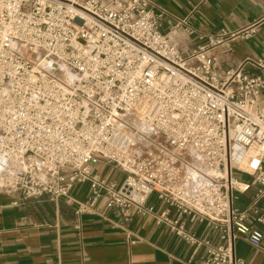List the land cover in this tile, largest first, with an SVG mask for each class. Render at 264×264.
Instances as JSON below:
<instances>
[{"label":"built area","instance_id":"obj_1","mask_svg":"<svg viewBox=\"0 0 264 264\" xmlns=\"http://www.w3.org/2000/svg\"><path fill=\"white\" fill-rule=\"evenodd\" d=\"M162 15L156 0H0V190L13 204L64 199L79 214L100 201L133 208L204 264H245L236 239L264 242V56L248 73L218 67L203 46L183 54ZM183 26L193 33L183 19L171 33ZM129 113L172 149L136 142Z\"/></svg>","mask_w":264,"mask_h":264},{"label":"crops","instance_id":"obj_2","mask_svg":"<svg viewBox=\"0 0 264 264\" xmlns=\"http://www.w3.org/2000/svg\"><path fill=\"white\" fill-rule=\"evenodd\" d=\"M156 9L163 14L162 31L172 35L183 54L203 46L220 68L243 65L245 72H257L247 62L264 56V0H156ZM182 19L193 33L183 26L172 34L171 25ZM102 163L107 178H122L117 170L120 177L111 176L114 168ZM70 194L84 201L88 188L76 184ZM250 194L240 196L235 205L244 207ZM13 200L0 190V264H204L202 252L193 256L163 226L133 208L107 210L100 201L92 211L79 214L64 199ZM149 201L162 208L153 197ZM259 228L264 232V225ZM188 229L219 242L203 224ZM235 253L245 264H264V242L253 247L237 238Z\"/></svg>","mask_w":264,"mask_h":264},{"label":"rangeland","instance_id":"obj_3","mask_svg":"<svg viewBox=\"0 0 264 264\" xmlns=\"http://www.w3.org/2000/svg\"><path fill=\"white\" fill-rule=\"evenodd\" d=\"M68 73H69L68 70H66L64 68L61 69V72H60L61 75H65L67 77ZM129 126H130V128L138 130V136L136 138V142H138L139 144L148 141V142H153V143H160L161 145H166V147L168 149H172V146L167 141H165L160 135L155 133L148 125L143 124V123L138 124L135 120L134 121L131 120V124H129ZM140 127H142V128L140 129ZM137 139H138V141H137ZM184 156L187 159L192 160V157L187 152L184 153ZM99 164H100V166L98 167V171H101L102 173H104V170L102 169L103 168L102 167V164H103L102 161H100ZM111 170H112V171H110L111 176L115 175L116 177L117 176L120 177V174L116 171V169H111Z\"/></svg>","mask_w":264,"mask_h":264},{"label":"bare ground","instance_id":"obj_4","mask_svg":"<svg viewBox=\"0 0 264 264\" xmlns=\"http://www.w3.org/2000/svg\"><path fill=\"white\" fill-rule=\"evenodd\" d=\"M69 79L70 80H72L73 79V77H71L70 75H69ZM132 118V119H131ZM131 120H135L138 124H141V121L139 120V119H135L134 118V113H129V114H127V121H129L130 123H131ZM142 127H140V129H141ZM3 160H2V158L0 157V169H1V166H2V162Z\"/></svg>","mask_w":264,"mask_h":264}]
</instances>
